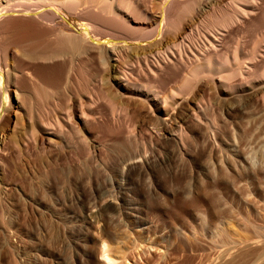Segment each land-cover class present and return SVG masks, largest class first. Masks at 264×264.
Returning <instances> with one entry per match:
<instances>
[{
	"label": "rangeland",
	"instance_id": "rangeland-1",
	"mask_svg": "<svg viewBox=\"0 0 264 264\" xmlns=\"http://www.w3.org/2000/svg\"><path fill=\"white\" fill-rule=\"evenodd\" d=\"M211 1L219 3L212 12L186 15V28L162 40L147 31L161 0H132L138 9L120 7L117 21L91 16L103 43L116 34L177 59L180 49L183 63L161 69L162 82L130 56L104 80L65 60L54 85L27 73L63 58L36 64L24 46L11 45L10 102L0 113V264H264V6L223 30L210 24L220 9L247 2ZM59 5L65 18H53L57 25L22 18L8 27L30 36L43 28L39 38L53 42L77 34L81 15ZM208 55L218 62L235 55L243 70L228 84L219 73L213 81L199 75L178 91L189 67ZM118 68L132 72L122 79Z\"/></svg>",
	"mask_w": 264,
	"mask_h": 264
},
{
	"label": "bare ground",
	"instance_id": "bare-ground-1",
	"mask_svg": "<svg viewBox=\"0 0 264 264\" xmlns=\"http://www.w3.org/2000/svg\"><path fill=\"white\" fill-rule=\"evenodd\" d=\"M130 1H132V0H130ZM130 1L125 2L124 0H0V53L4 56V58H3L4 64L3 65L0 64V113H1V111H4V109H3L4 106L9 104V102H10L9 101V90H8V87L6 84V82H7L6 80L8 77V74L6 73L7 72L6 65L8 63L7 62L8 54H9V50L11 49L12 44H13L12 45L13 47H15L14 45H16V47L17 46L18 47L24 46L25 48L23 47L22 49L24 51L25 58H27L31 61H34L36 64H38L37 61H40V60H46V59H50V58H56V59H62L63 58L62 60L54 62L50 66L41 65V64L35 65L33 68V70H34L33 73H31V74L29 72L27 73L29 75L28 76L29 78L37 77L38 80H43V79L45 80L46 79L47 83L50 82L51 84H54V85L60 84L58 82L59 81L61 82V80L64 78L65 67H66L65 66L66 65L65 60H68L71 64L75 63V62H79L80 66L84 67V69L86 70L85 74H89V75L92 74L93 76L98 77L99 80L100 79L104 80L105 79L104 75L105 76L109 75L112 72L111 71L112 67H116V64L119 63V61L124 62V60L125 61H126V59L128 60L127 57H130V56L132 58H134V60L136 59L135 61H137L136 62L137 65L142 64L141 65V66H143L142 70L143 69L145 70L144 71L145 74L144 73L143 74L147 75L146 77H148V75H149V77H152L154 79L158 78L159 80L160 79L164 80L163 74H162V77L160 76V70L163 69L165 66H168L170 63L174 64L175 60L177 59V57H175V55H173V53H172V52H175V51H172V49H173L172 47L175 46L174 44H172L170 47V49L172 48L171 53H170V50L168 48L169 46H167V45L165 47H167L168 49L167 48H164V49L167 51L169 50L168 51L169 53L168 52L166 53L165 51H164V53H162L163 50L160 52H159V50H158V52L146 51L147 48L144 45H140L139 43H136L137 46H132L130 41H128V39L122 38L123 36L122 37L120 36L121 38L117 37L116 34L114 35L116 37H114V36L113 37H105L104 42H107V43H103L102 41L96 40L95 36H98V35H95L94 29H95V24H98V23L95 22L96 17H95V21L93 22V20L91 19V16L93 14L97 13V14L102 15V19H103V16H105L104 18H109V19H114V20L119 19V17H122L121 16L122 13L120 12V7L124 6L128 9L131 8L133 10H135V8L138 9L136 6L133 5L134 3H131ZM201 2H203V1H201ZM245 2H247V5H245V7H242L240 9L237 8L234 11H229L230 10L229 9L228 10L229 12H228V11H226L227 10L226 9L225 12H223V9H220V11L222 10V15H221V12H219L221 16L217 14L218 19L214 18L212 23H210V24H212V27L214 25L215 26L219 25L218 26L219 28H222V29L224 28L223 30H226L225 28H227L228 26L230 27L231 24L232 25L233 24L238 25L236 23H241L245 17H248V15L258 11L262 7L261 5L264 6V0H246ZM220 3H221V1H220ZM58 4H60L59 7L63 6L64 9H67L69 11V13L71 12L70 14L73 13V14L81 15L82 19H81L80 23H78V27H79L80 31L77 32V34H75V35L74 34H72V35L71 34H67V35L66 34L65 35L59 34L56 39L54 36L55 40L53 42V41H47V40L41 39L42 37L39 38L40 37L39 33L41 32V29H43V28L40 29V32L38 31L39 33L36 32L37 30L33 31V32H35V34H38V35H36L38 37H36V36H30L33 34L27 35L28 34L27 32H26L27 34H25L24 32L19 31V29H20L19 27L13 28L12 30L10 29V27H8V24H10V23L11 24L12 23L20 24L19 21H23L22 18L23 19L25 18V20H27V21L28 20H30V21L31 20L32 21L33 20H43V21L45 20L48 22H52V24H53V18L55 19L56 16L61 17V18H65L63 15H61V12H60L61 10H59V8L57 6ZM214 4L217 5L219 3L217 1L212 2L211 0H205L200 5L199 0H161V2H159L155 12L153 11L154 13H152V15L150 17L151 22L153 24V25L152 24L151 25L154 26L153 30H150V25H149L148 27H149V30L151 32L149 30H147V31L150 33L151 36L153 35L152 36L153 38H156L155 36H157V35H158L157 37H159L160 39L165 38V36L168 33H175L174 31L177 29L186 28V25L183 24V21L185 20L186 15H189V14L194 15L195 13L198 14L199 12H202V11L206 12L207 8L209 9ZM219 7L221 8L220 5H219ZM229 7H231V6H229ZM232 7H233V5H232ZM223 8H226V7H223ZM68 11H66V12H68ZM124 11H126V10H124ZM208 11H211V9H209ZM127 12H128V10H127ZM138 12H141V11L138 10ZM136 13H137V10H136ZM200 15H201V13H199L198 16H200ZM195 16H197V15L195 14ZM99 18H101V17L99 16ZM97 20H98V18H97ZM120 20H122V19H120ZM126 20L129 21L128 19H126ZM189 20H191L190 22H192L191 18ZM115 21H117V20H115ZM27 23H29V22H27ZM54 23L55 24H53V25H57L56 22H54ZM122 23H124V22H122ZM185 23H187V22H185ZM253 23H255V22H253ZM18 24H16V25H18ZM42 24H43V22H42ZM115 24H116V22H115ZM126 24H128V23H126ZM31 25H30V29L32 28ZM49 25H51V24H49ZM53 25H51V26H53ZM117 25H118V23H117ZM209 26H211V25H209ZM42 27H43V25H42ZM55 28H56V26H55ZM30 29H29V31H30ZM151 29H152V27H151ZM208 29H209V27L207 26V30ZM25 30H27V29H25ZM55 30H57V29H55ZM15 31H17V32H15ZM43 32L44 31H42V33ZM52 32H53V29H52ZM177 33L180 34L179 32H177ZM208 33H210V35L212 33H215V34H213L214 36H211L209 39V42L214 41V37L216 36V32L210 31ZM117 34L119 36V33H117ZM137 36H139V34ZM169 36H170V34H169ZM169 36H166V38ZM182 37L184 38V34ZM133 38H134V36L132 37V39ZM141 38H139V39H141ZM160 39L159 40L155 39V40H156V42H158V41H160ZM181 40H182V38H181ZM217 40H219V39H217ZM178 41H179V39H178ZM178 41H175L176 45L179 44ZM261 41H264V35L262 36ZM168 42H169V40H168ZM168 42L165 41V43H167V44H168ZM170 44L171 43H169V45ZM212 44H209V45H212ZM262 44H264V43L262 42ZM182 45H184L183 42H182ZM180 46H179V48L183 47V46H181V47ZM175 48H176V46H175ZM182 50L185 51V49H183V48H182ZM178 51H180V49ZM178 51H177L178 56L181 57L182 55H180L179 54L180 52H178ZM184 51H183V55L185 54ZM261 51H262V49H261ZM253 53H255V47L248 54V57H253V55H254ZM262 53H264V52L262 51ZM173 56L175 57V59L173 58ZM180 57H178L177 60H179ZM215 58L209 57V55H208L207 58H203L204 59L203 62H200V63L198 62L195 65L190 66L186 76H183L181 84H179V86H177V90L183 91V90L189 88L191 86V84L193 83V80H195L196 77L199 75H208V76H210V80L213 81L215 79V76H213V74L219 73L218 75H221L222 76L221 78H223L225 81L226 80L228 81L227 78L230 74L238 72V69H242V67H243L240 59L237 58L235 55H234L233 61H231V60L229 61L228 58L225 57L223 60L221 59V61L218 62V61H214ZM181 59H182V57H181ZM182 60H179L180 63L176 62L177 65L183 63ZM128 61L133 62V60H130V59ZM29 65H31V64H29ZM95 66H97V67L101 66L102 69L94 68ZM253 66L254 65H252V67ZM126 67H128V66H126ZM171 68H173V67H171ZM177 68H179V67H177ZM175 70H176V68H175ZM253 70H254V68H253ZM69 71H70V68H69ZM254 71H252V73ZM117 72H118L117 73L118 76L120 78L124 79L126 77L128 78L129 77L128 75L131 74L132 71H129V70L123 69V68L122 69L118 68ZM220 72H223V73H220ZM244 72H245V70H244ZM245 73H247V76L250 75V74L248 75V73H249L248 71H246ZM254 73H256V72H254ZM168 74H170V73H168ZM242 74H243V72L241 73V76H243ZM115 75H116V73H115ZM258 75L264 76V66L260 69V71L258 72ZM65 76H67V75H65ZM118 76H117V78H118ZM231 76H229V77H231ZM247 76L245 75V77H247ZM221 78H220V80H221ZM158 79L157 80L151 79V80L152 81H159ZM46 80L44 82H46ZM226 82H224V83H226ZM215 83H216V81H215ZM228 83H230V82H227L226 84H228ZM31 87H32V91L35 93L40 88L39 82L38 83L34 82L33 85H31ZM234 87H235V85H234ZM228 88H229V85H228ZM148 89H150V91H152V93L155 96H158L159 91H157L154 87H148ZM158 98H160V97H158ZM2 114H3V112H2ZM104 255H105L104 258L106 257V259H110V257L108 256L109 254L108 255L104 254Z\"/></svg>",
	"mask_w": 264,
	"mask_h": 264
}]
</instances>
